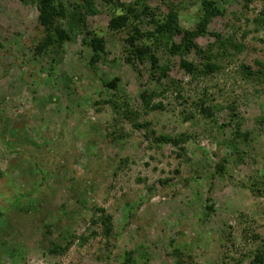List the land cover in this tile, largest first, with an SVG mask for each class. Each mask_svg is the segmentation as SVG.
<instances>
[{
	"label": "rangeland",
	"instance_id": "374dc122",
	"mask_svg": "<svg viewBox=\"0 0 264 264\" xmlns=\"http://www.w3.org/2000/svg\"><path fill=\"white\" fill-rule=\"evenodd\" d=\"M213 1L223 14L212 18L206 31L258 51L228 50L232 56H225L214 72L191 77L178 66L180 58L193 65L201 58L192 51L172 55L168 43L154 47L166 76L150 73L147 62L130 66L116 60L122 44L106 30L112 10L108 0H93L96 13L83 18L104 42L105 56L94 69L87 64L90 52L81 45L82 35L69 33L66 20L61 25L70 40L55 54L36 57L35 5L0 0V264H103L100 256L108 250L113 257L117 249L133 245L148 252V264H174L173 251H182V264H231L229 258L242 259L264 244V186L256 195L247 189L254 170L258 179L264 175V127L258 121L264 115V78L237 74L248 58L264 64L259 42L264 40V12L254 20L260 2L242 9L239 0ZM142 3L156 15L172 7L180 27L188 30L199 9V0ZM148 23L146 14L140 16L139 30L151 31ZM210 39L194 42L203 49ZM112 78L115 89L97 80ZM167 78L174 89L163 84ZM142 90L154 93L151 104L160 103L161 111L143 109ZM108 99L120 109H112L104 102ZM196 99L215 121L198 118L204 130L180 121L179 111ZM125 106L139 115L123 119ZM144 122L149 126L141 128ZM148 130L154 136L186 133L191 138L183 154L169 144L156 145ZM223 158L227 173L212 186L213 166ZM42 176L44 193L27 196ZM123 203L138 204L133 217L124 219ZM93 205L111 215L118 234L115 249L91 223ZM39 207L46 208L41 223ZM239 213L246 220L237 219ZM71 238L65 252H49L53 244L62 247Z\"/></svg>",
	"mask_w": 264,
	"mask_h": 264
},
{
	"label": "trees",
	"instance_id": "16d2710c",
	"mask_svg": "<svg viewBox=\"0 0 264 264\" xmlns=\"http://www.w3.org/2000/svg\"><path fill=\"white\" fill-rule=\"evenodd\" d=\"M20 3H30L35 5L36 9V27L39 30V36L37 41L33 46L34 54L36 57L42 55L55 54L65 42L70 40L69 33L81 34V45L90 52L88 65L91 69H94V65L102 62L105 56V47L102 38L96 35L92 30H88L84 24V15H93L96 10L93 5V0H18ZM242 9L247 8L251 3L260 2V10L255 14L254 20L258 19L264 12V0H239ZM79 2V3H77ZM140 4H123L119 3L117 0H108L107 4H112V10L110 11V17L108 19L106 30L112 35L115 34L119 38L122 47L120 49V55L116 60H121L128 65H135L136 63L141 65L144 62L149 64V72L154 74H162L166 76V67H160L157 65V59L154 50L157 46L161 44H169L170 54L179 55L188 53L192 51L197 57L201 58V63L198 65H193L190 62L184 61L180 58L178 66L186 74L191 75V77L205 76L214 72L221 62L224 61L225 56H232L228 50L233 51L235 54H239L241 51L246 52H257V47L249 43L236 42L230 38H222L218 33H208L206 31V26L209 21L223 14L222 8L216 6V2L213 0H199V9L197 16L193 21V29H182L178 24L177 12L170 6L166 7L165 13L153 14V10L145 6L142 0L139 1ZM148 16V25L152 28L151 31L141 32L138 27V21L142 15ZM230 14L234 15L233 12ZM66 20L69 28L66 30L61 25V21ZM244 21L248 22V19L244 17ZM256 23L258 21H255ZM177 35L179 40L177 43L172 41V37ZM208 36L210 41H207L204 48L201 49L195 44L194 40L197 37ZM264 44V40H260ZM256 48V49H255ZM233 53V54H234ZM135 63V64H134ZM155 71V72H154ZM237 74L242 79H260L264 78V64L256 59H246L244 63H240L237 67ZM159 77V76H158ZM99 85L102 87H108L110 89H115L116 78L109 80L97 79ZM159 84V79H155ZM175 83V82H174ZM163 84H170L173 86V82L167 78L166 82ZM154 93L142 90L139 93V99L142 103L143 109L145 111H161L162 106L160 103H152V96ZM179 95V94H178ZM114 98V94L109 95ZM203 98H208V96L201 95ZM110 104L112 109H120L116 103H112L110 99L104 101ZM180 121L188 123L189 126H200L204 130V125L199 123L198 118L209 119L211 121L212 115L210 114V109L206 107V104L199 100L192 101L188 107H183L179 111ZM139 115L138 111H128L127 106L124 107L121 117L125 120L132 121L135 117ZM262 122L264 127V115L258 119ZM133 124V123H131ZM149 123H143L140 125L141 128H146ZM149 135L152 136V140L156 145L169 144L171 146L177 147L178 151L185 153L184 144L190 140V135L188 134H178L177 136H170L164 134H158L154 136V133L150 130ZM146 135V134H145ZM233 148L230 149V151ZM233 152V151H232ZM231 152V153H232ZM178 156V153H176ZM227 158V157H226ZM223 158L222 161L216 163L213 166L214 173L212 175V186L215 184V179L221 177L225 171V164L227 165L228 160ZM42 173V172H41ZM254 175L249 177L250 185L247 187L248 191L253 195L257 194L254 191L260 192L264 186V175H260L261 178L258 179V172L254 170ZM44 176L41 177L40 183L38 182L37 189L32 188L27 196L32 194L41 193L43 194ZM254 185V186H253ZM256 187L255 190H253ZM251 189V190H250ZM132 205V208L131 206ZM94 213H92L93 218L91 219L92 224H98L99 233L106 241V245L115 249L118 234L113 232V225L111 220V215L106 213L102 207L93 205ZM130 207V209H129ZM138 204L123 203L122 209L124 213V219L126 217H133V209H136ZM40 208V207H39ZM46 209V208H45ZM45 209L40 208L37 216V223H41V219L44 217ZM204 210L209 211V207H204ZM49 214L48 212L46 215ZM246 215L239 213L237 219L244 217L246 220ZM47 219L55 220L49 215ZM47 225V224H46ZM90 234L94 236L95 231H90ZM130 237V236H129ZM252 239H256L257 236L252 235ZM81 241H86L87 237H81ZM72 238L65 242V245L58 246L53 244L49 249L50 253L59 254L67 250L68 246L71 244ZM111 250V249H110ZM108 250L106 254L100 256L103 264H110V261H116V264H148L150 263L148 252H146L142 246L133 245L129 250L117 249L115 256L111 257V252ZM170 256L174 257V264H182V251H173ZM231 264H264V244L256 247L252 254L244 255L241 259H231ZM222 264H226L223 260Z\"/></svg>",
	"mask_w": 264,
	"mask_h": 264
}]
</instances>
